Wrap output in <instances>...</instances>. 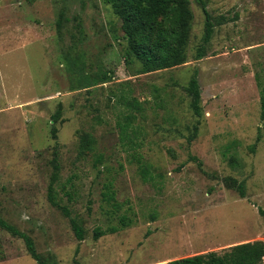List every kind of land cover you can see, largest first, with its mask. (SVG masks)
Returning <instances> with one entry per match:
<instances>
[{"label": "rangeland", "instance_id": "1", "mask_svg": "<svg viewBox=\"0 0 264 264\" xmlns=\"http://www.w3.org/2000/svg\"><path fill=\"white\" fill-rule=\"evenodd\" d=\"M203 1L226 18L206 55L196 58L206 17L188 0L186 61L144 72L108 0H0V215L44 259L160 264L264 241V0ZM195 72L200 115L188 93ZM121 93L144 106L131 128L148 182L120 139ZM85 132L92 150L79 147ZM55 163L54 194L69 215L49 199ZM225 177L243 181L245 196ZM111 226L119 230L94 237ZM0 264H37L24 239L1 226Z\"/></svg>", "mask_w": 264, "mask_h": 264}, {"label": "trees", "instance_id": "2", "mask_svg": "<svg viewBox=\"0 0 264 264\" xmlns=\"http://www.w3.org/2000/svg\"><path fill=\"white\" fill-rule=\"evenodd\" d=\"M112 3L114 11L122 20V29L128 37L132 50L142 62L144 72H151L164 68L177 66L186 61V46L188 44L192 11L188 0H108ZM205 14V33L201 44L196 51V58L201 59L206 55V46L211 41L214 33L215 23L223 24L225 16L220 15L214 18L207 9L203 0H198ZM198 73L195 72L189 81L188 93L190 94L191 106L197 115L201 114V89L198 81ZM88 84L106 82V76L87 78ZM128 95V96H126ZM120 103L126 108L124 120L118 123L120 127V139L128 150L132 151V159L139 164V173L143 181L148 182L154 176L143 156L138 152L141 142L137 139V130L131 128L132 119L135 112H142L144 106L136 96L121 93L119 96ZM261 107L264 113V97L261 98ZM61 114L59 108L53 119L56 122ZM131 129V130H130ZM197 129V127H196ZM56 135V128L53 129ZM196 131L189 140L193 139ZM95 143L94 137L85 132L80 137V149L82 151L92 150ZM55 172L52 176L49 199L51 203L69 215V210L65 205H61L56 200L54 194V183L58 179L59 165L55 163ZM224 180L228 185L235 187L241 196H245L246 188L243 181L238 182L233 177H225ZM108 201H113L115 196L109 192L105 194ZM259 213L264 217V208H259ZM73 228L80 239L84 237V229L81 224L74 218H71ZM120 223L123 227L129 226L132 219L123 215L120 217ZM0 226L13 235L24 239L27 250L31 257L36 260L37 264H59L48 261L37 251L33 238L27 233L20 231L14 225L8 223L0 215ZM118 226H111L106 230L96 229L94 237L107 233L118 231ZM264 258V241H248L231 245L221 251H208L186 257L176 258L160 264H261Z\"/></svg>", "mask_w": 264, "mask_h": 264}]
</instances>
